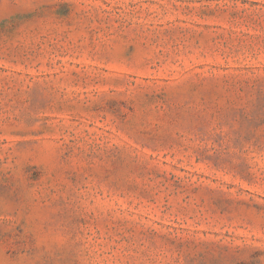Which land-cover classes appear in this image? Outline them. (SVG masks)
<instances>
[{"label": "rangeland", "instance_id": "obj_1", "mask_svg": "<svg viewBox=\"0 0 264 264\" xmlns=\"http://www.w3.org/2000/svg\"><path fill=\"white\" fill-rule=\"evenodd\" d=\"M0 264H264V0H0Z\"/></svg>", "mask_w": 264, "mask_h": 264}]
</instances>
